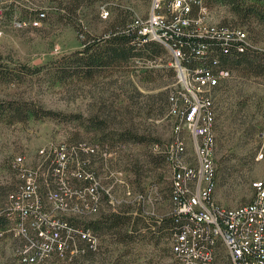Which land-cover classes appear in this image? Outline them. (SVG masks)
I'll return each mask as SVG.
<instances>
[{
	"label": "rangeland",
	"instance_id": "obj_1",
	"mask_svg": "<svg viewBox=\"0 0 264 264\" xmlns=\"http://www.w3.org/2000/svg\"><path fill=\"white\" fill-rule=\"evenodd\" d=\"M240 2L264 12V0ZM208 7L210 20L241 25L254 47L264 51L262 23L253 16L241 19L221 2H209ZM150 9V0H0V103L31 104L53 114L8 123L6 109H0V202L16 182L8 170L15 156H23L30 165L37 163L35 154L42 147L105 142L107 146L97 145L99 152L107 147L104 175L98 178L110 197L89 221L120 212L130 217V232L136 222L158 224L167 218L171 175L162 150L170 141L171 128L167 101L161 95L167 98L180 88L167 50L156 59L136 58L90 79L53 82L48 75L52 64L70 58L83 49L84 42L103 35L120 12H128V21L144 20ZM38 12L45 13V18L32 28L30 21ZM17 21L21 27L15 25ZM26 68L41 71L30 76ZM213 98L212 201L222 208H235L250 202L251 182L264 178V78L229 71ZM127 131L141 137L142 143L115 142L112 146L107 142L110 134H116L112 137L116 141L118 134ZM259 154L263 157L257 160ZM134 160L151 162L144 165L142 191L135 188L129 172ZM158 226L148 232L138 224L130 242L119 241L113 230L90 229L97 241L94 252L67 254L45 264H173L168 232L166 228L157 232ZM15 247L12 238H0V264H18Z\"/></svg>",
	"mask_w": 264,
	"mask_h": 264
},
{
	"label": "built area",
	"instance_id": "obj_2",
	"mask_svg": "<svg viewBox=\"0 0 264 264\" xmlns=\"http://www.w3.org/2000/svg\"><path fill=\"white\" fill-rule=\"evenodd\" d=\"M209 14L204 0H151L148 17L135 19L132 24L140 43L156 42L167 50L180 86L169 96L171 138L162 150L171 175L168 203L175 222L170 238L173 264H264V178L251 183L252 198L247 204L222 208L212 201L213 93L229 75L201 64L189 66L174 41L189 36L190 28H194L198 37L213 40L223 49L234 46L241 53L252 46L242 28L221 26L210 20ZM44 17L40 13L31 26L39 27ZM17 22L15 25L21 27L22 22ZM207 51L208 46L200 42L193 57L202 62ZM261 135L264 142V132ZM77 150L95 155L99 147H42L35 154L37 163L30 165L23 156L12 159L10 170L16 182L0 206V216L5 219L0 238L10 237L16 242L18 264H44L67 254H82L85 250L77 245L80 242L89 250H96L97 241L91 232L69 224V220L95 215L101 191L110 197L109 189L101 186L91 172L81 171L79 162L74 160ZM106 150L107 147L100 152L104 159ZM262 157L259 154L257 160ZM74 162L76 170L70 173ZM70 176L88 183L71 185Z\"/></svg>",
	"mask_w": 264,
	"mask_h": 264
},
{
	"label": "trees",
	"instance_id": "obj_3",
	"mask_svg": "<svg viewBox=\"0 0 264 264\" xmlns=\"http://www.w3.org/2000/svg\"><path fill=\"white\" fill-rule=\"evenodd\" d=\"M167 2L170 0H166ZM207 6L209 2H221L231 8L236 15H238L241 19L253 16L256 21H259L264 25V12L257 10L255 7H243L240 0H204ZM151 2V0H150ZM124 12V16H123ZM43 12L36 13L37 19L38 15ZM128 12L122 11L119 13L118 17L115 18L110 27L105 30L103 35H101L98 39L90 42L89 40L83 43V49L81 51L74 52L70 58H61L59 61L52 64L48 70V75L52 77L53 82H60V80H71L73 78L79 79H90L94 76L95 73L103 72L106 70L113 69L114 67L121 66L123 64H127L128 62L134 59H156L158 55L164 52L166 49L156 43H140L137 29L132 26L135 19L130 21L127 20ZM45 14V13H44ZM122 15V16H121ZM193 15H197V8L193 9ZM45 18V17H44ZM43 18V19H44ZM41 19L40 22L43 20ZM33 21V20H32ZM30 21V23L32 22ZM221 26H231L235 28H242L246 33L247 31L241 25L231 24V23H219ZM34 28V27H32ZM36 28V27H35ZM81 31V30H79ZM248 37L251 41V37L248 33ZM176 45H180L181 50L183 51L185 58L188 60L189 66H197L201 64L202 66L207 67L208 70L211 71H226L229 75V71H239L243 74L253 77H262L264 78V51L254 47L253 42L251 41V45L249 47H245L244 51L241 53H237L233 48L234 46H229V48L223 49L220 48L217 42L213 40L203 39L197 36V32L194 28H190L189 36H182L178 40H174ZM200 42H204L208 46V51L204 56V60L199 62L197 58L193 57L194 49L198 46ZM26 73L30 76L40 73V68L25 69ZM173 71V69H170ZM4 74V73H3ZM228 78V77H227ZM224 79L219 82V84L215 87V93L222 89L224 82L227 80ZM167 101V108H169V97L166 98L165 95H161ZM6 109V120L8 123H22L28 120H39L45 117H52V112H47L32 106L31 104H18L16 102H7L0 103V109ZM168 111V110H167ZM5 112V111H4ZM171 126V124H170ZM126 135L128 138H126ZM116 136V134H110L109 140L107 142L111 143L114 146L115 142H132V143H142L141 137L138 136H130L129 132L120 133L117 135L116 141L112 137ZM106 141V140H105ZM78 144H88V145H101L105 144V142H101L100 144H94L92 141L85 142H75L74 146ZM106 145V144H105ZM107 146V145H106ZM163 156V155H162ZM161 156V157H162ZM159 157V158H161ZM164 158V156L162 157ZM74 160L79 162L82 172H91L93 177L101 184V186L105 187L103 182L98 178L99 175H104V167L106 166L105 159L102 158L101 153L98 152L95 155H90L82 152L81 150H77L74 155ZM165 161V158L163 159ZM76 162L72 163L69 171L70 173L76 170ZM89 162V164L87 163ZM149 162H141L140 160H134L131 164V169L129 172H132L134 175L133 184L137 190L143 189L144 179L146 176L144 175V165ZM97 164V165H96ZM10 171V167L8 168ZM100 170V171H99ZM71 185L74 186H85L86 182H80L75 180L70 176ZM105 183V182H104ZM252 183V182H251ZM106 184V183H105ZM251 188V184H250ZM11 189V188H10ZM9 189V190H10ZM170 190V188H169ZM9 193V191H8ZM4 196L2 202H0V206L5 202L6 197ZM169 196V192H168ZM108 196L103 191L100 193V206L98 212L90 216L89 218H85L84 220H69V224L73 226H80L83 229L92 230L94 232H104L108 233L110 231H114L113 234L117 235V239L119 241L130 242L133 239V233L139 230L138 224L141 225V228H146L147 231H151L152 227H156L157 232H161L164 228H166L169 236V249H170V238L172 231L175 227L174 218L170 215V204L169 211L167 214V218L162 219L158 224L157 221L145 222L144 220L140 222H136L132 224V229L128 232L127 225H130V217L121 215L120 212L118 214L112 213L106 217H101L100 219L89 221L96 215H98L101 211V208L107 200ZM252 198V196H251ZM251 201V200H250ZM249 203V202H248ZM247 204V203H246ZM241 206V205H240ZM88 219V220H86ZM89 221V222H84ZM5 229V219L0 216V231ZM82 244V246L80 245ZM79 248H83L85 251L82 253L83 255L87 253H91L94 251L89 250L84 243L80 242ZM171 252V249H170ZM81 254V255H82ZM80 255V254H78ZM80 255V256H81ZM172 255V254H171ZM54 260H59L58 258L51 259L50 262ZM47 261L46 263H48ZM45 264V263H44Z\"/></svg>",
	"mask_w": 264,
	"mask_h": 264
}]
</instances>
